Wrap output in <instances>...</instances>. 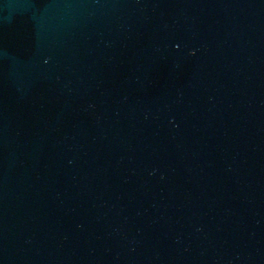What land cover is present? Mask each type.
Instances as JSON below:
<instances>
[{
	"label": "water",
	"instance_id": "95a60500",
	"mask_svg": "<svg viewBox=\"0 0 264 264\" xmlns=\"http://www.w3.org/2000/svg\"><path fill=\"white\" fill-rule=\"evenodd\" d=\"M0 264H264V0H0Z\"/></svg>",
	"mask_w": 264,
	"mask_h": 264
}]
</instances>
